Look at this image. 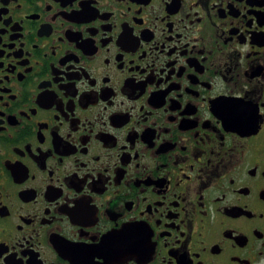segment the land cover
I'll return each instance as SVG.
<instances>
[{"label":"flooded vegetation","instance_id":"1","mask_svg":"<svg viewBox=\"0 0 264 264\" xmlns=\"http://www.w3.org/2000/svg\"><path fill=\"white\" fill-rule=\"evenodd\" d=\"M0 264H264V0H0Z\"/></svg>","mask_w":264,"mask_h":264}]
</instances>
